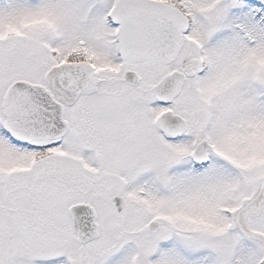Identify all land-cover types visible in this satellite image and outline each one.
<instances>
[{"label":"snow or ice","instance_id":"1","mask_svg":"<svg viewBox=\"0 0 264 264\" xmlns=\"http://www.w3.org/2000/svg\"><path fill=\"white\" fill-rule=\"evenodd\" d=\"M0 264H264V0H0Z\"/></svg>","mask_w":264,"mask_h":264}]
</instances>
